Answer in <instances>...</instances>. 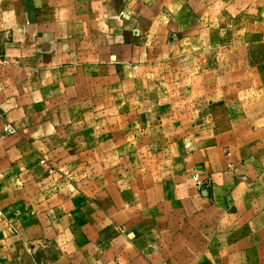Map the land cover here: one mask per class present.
<instances>
[{
  "label": "crops",
  "instance_id": "0c3cea01",
  "mask_svg": "<svg viewBox=\"0 0 264 264\" xmlns=\"http://www.w3.org/2000/svg\"><path fill=\"white\" fill-rule=\"evenodd\" d=\"M0 264H264V0H0Z\"/></svg>",
  "mask_w": 264,
  "mask_h": 264
},
{
  "label": "built area",
  "instance_id": "2783aa9c",
  "mask_svg": "<svg viewBox=\"0 0 264 264\" xmlns=\"http://www.w3.org/2000/svg\"><path fill=\"white\" fill-rule=\"evenodd\" d=\"M5 132L7 134H9V135H14V134H16L17 131H16V129L13 126L7 125L5 127ZM50 172H52V171H50ZM193 180L199 187L203 185V182H202V180H201V178H200V176L198 174L194 175Z\"/></svg>",
  "mask_w": 264,
  "mask_h": 264
}]
</instances>
